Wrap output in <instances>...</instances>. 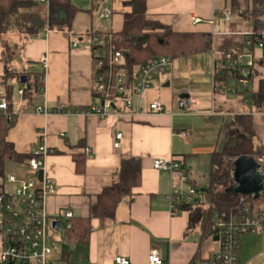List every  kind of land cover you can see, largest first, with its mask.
<instances>
[{
  "label": "crops",
  "instance_id": "0c3cea01",
  "mask_svg": "<svg viewBox=\"0 0 264 264\" xmlns=\"http://www.w3.org/2000/svg\"><path fill=\"white\" fill-rule=\"evenodd\" d=\"M131 1L91 0V6L95 3L96 8L88 11L89 6L79 11L70 29H47L37 37L16 38L21 43V71L31 72L24 69L30 64L33 68L38 66L33 73L45 72V77L32 101L21 96L14 103L17 117L7 139L20 154H30L41 137L54 150L46 157V171L56 184L55 193L47 199L50 214L69 209L74 217H88L98 194L112 183L122 158L133 155L142 159L141 185L134 195L121 199L113 217L91 219L92 231L87 242L55 240L51 258L58 264H115L116 256H123L132 264H148L152 249L169 264H201L219 249L218 240L202 238L199 228L189 229L187 211L172 212L168 195L173 176L155 169L153 160L188 153L190 149L180 144L183 138L179 132H188L190 128L197 132L196 126L185 125L179 119L186 115L179 112L177 96L194 99L195 111L191 114L205 119L209 131L216 118L224 121L227 115L251 111L233 106V90L215 97L214 66L224 38L235 36L231 31L251 27L248 16L255 8L254 0H145L149 20L176 32H214L213 49L172 59L170 69L154 77L143 100L144 111L139 115L99 117L36 112L38 106L45 104L53 110L60 104L78 109L101 103L92 93L91 33L121 31L125 14L132 12ZM105 8L112 12L109 18L100 16ZM225 9L232 13L231 23L224 19ZM47 12L45 5L43 13ZM196 18L200 21L195 22ZM73 42L77 45L73 46ZM44 57L48 62L46 70L41 61ZM155 99L163 102L164 112L147 110V104ZM252 115L254 140L264 151V112L254 110ZM119 131L124 138L116 148L115 136ZM189 134L191 145L196 138ZM77 158L84 161L83 172L77 170ZM188 161L190 180L196 182L192 178L191 159ZM239 264H264V233L240 237Z\"/></svg>",
  "mask_w": 264,
  "mask_h": 264
},
{
  "label": "built area",
  "instance_id": "2783aa9c",
  "mask_svg": "<svg viewBox=\"0 0 264 264\" xmlns=\"http://www.w3.org/2000/svg\"><path fill=\"white\" fill-rule=\"evenodd\" d=\"M47 4L49 0H37ZM259 13L253 19L252 25L247 30L231 31V34L242 37L244 48L241 52L225 53L222 64V76L238 80L242 88L250 85L246 76L255 73V66L264 67V0H254ZM254 9L252 10V12ZM112 12L105 8L100 16L109 18ZM224 19L232 22V13L229 9L223 12ZM195 22L200 21L196 18ZM213 36L215 33H212ZM114 37L110 33H91V43L94 52V87L100 94L101 103L91 104L86 108L71 109L64 104L50 110L47 105L38 106L36 112L48 115L52 112L84 115H97L107 117L136 116L144 111L143 100L146 92L151 88L155 76L166 73L170 69L172 58L167 55L157 56L148 63L143 64L137 71L134 87L131 90L126 83L125 75L116 69L117 65L124 63V55L114 47ZM73 46L77 42L72 43ZM222 51H219V55ZM43 68L46 70L47 58H42ZM264 76V69H263ZM45 72L39 76L44 81ZM215 80V79H214ZM25 86L18 89V94L23 95ZM221 91L222 89L219 88ZM178 109L181 113H193L194 99L191 97L177 96ZM8 108V99L4 89H0V111ZM151 113H162L165 105L160 99H155L147 104ZM17 114V111L14 112ZM179 134L189 138L187 131ZM124 133L119 131L115 136L114 146L122 145ZM54 150L48 147L42 137L36 142L31 157L22 164L21 168L6 173L0 181V236L2 251L0 264H58L51 254L55 243L51 231L61 232L65 237L68 230L73 227L74 213L69 209H60L55 214H50L47 209V199L56 191L55 180L46 171V157ZM261 171L264 173V159ZM153 167L166 171L173 176L172 186L168 198L171 209L176 214L178 203H192L197 199V189L190 181V162L179 157L170 159L155 158ZM42 171V176L40 172ZM176 175V177H174ZM264 194V190L261 192ZM260 194V195H261ZM59 221V228L53 225ZM215 222L219 228V249L201 264H239V240L243 234L264 233V211L256 210L246 199L241 196L237 210L222 211L215 214ZM115 264H132L123 256H116ZM77 264H86L78 262ZM148 264H169L163 259L156 249L149 254Z\"/></svg>",
  "mask_w": 264,
  "mask_h": 264
},
{
  "label": "trees",
  "instance_id": "16d2710c",
  "mask_svg": "<svg viewBox=\"0 0 264 264\" xmlns=\"http://www.w3.org/2000/svg\"><path fill=\"white\" fill-rule=\"evenodd\" d=\"M130 4L132 12L125 14L123 29L119 32H112V34L115 49L120 50L124 55V63L117 65L116 69L125 75L127 86L131 90L139 68L153 58L167 55L174 59L213 49L214 41L210 32L173 31L146 18L145 0H132ZM41 5L44 4L37 0H0V37L14 33L16 38L29 39L41 35L47 29H70L76 15L82 10L74 0H49L45 4L48 7L47 13L41 11ZM95 8L96 4L93 3L87 10L93 11ZM258 13L259 8L255 7L248 16L249 25H252ZM4 45L8 53V42L6 41ZM243 48L242 37L235 35L224 38L220 47L222 54L216 57L214 66V95L218 97L233 90V94L240 95L241 102L249 103L254 110L264 112V67L257 64L255 73L246 76L250 82L247 88H242L238 80L232 81L231 78L222 76L225 53L241 52ZM31 73L33 72L13 71L6 68L1 76L0 88L5 91L8 108L0 111V181L5 175L8 162L13 163L16 169L31 157V154L18 153L7 139L8 131L17 117L14 113L16 110L12 97L14 86L9 83V79H15L19 88L25 86L22 97L32 101L40 89L39 76L41 73H33L35 79L32 81ZM22 75L26 76L25 83L21 81ZM219 88L222 90L220 91ZM92 93L96 97L100 96L94 86ZM246 95L250 98H246ZM252 112L232 116V120L227 124L224 149L211 153V170L205 187L198 186L193 180L189 181L197 189V200L176 205V214L187 211L189 229L199 228L202 231V238L219 239L220 230L215 222V214L237 210L241 196L256 210L264 211V194L254 199L253 195H229L226 192V189L235 183L234 162L239 156L252 155L258 161L264 159L263 149L255 144ZM191 155L186 153L179 158L189 160ZM84 166L83 159L77 158V170L83 172ZM141 179V157L133 155L123 157L112 183L98 194L96 202L91 206L90 215L88 217L75 216L72 219L73 227L68 230L66 241L87 242L92 231L91 219L113 217L118 203L124 196L134 195L135 189L141 185Z\"/></svg>",
  "mask_w": 264,
  "mask_h": 264
},
{
  "label": "rangeland",
  "instance_id": "374dc122",
  "mask_svg": "<svg viewBox=\"0 0 264 264\" xmlns=\"http://www.w3.org/2000/svg\"><path fill=\"white\" fill-rule=\"evenodd\" d=\"M74 2L82 9H86L91 6V0H74ZM41 11L44 10L45 5H41ZM218 37V36H217ZM9 44V52H6L5 42ZM20 51H21V43L16 39V35L14 33H9L6 36L0 37V80L1 76L5 73L6 68L13 71H20L22 69L20 59ZM21 69H20V68ZM257 69H260L256 67ZM24 69L33 71L37 70L38 66L33 68V65L27 64L24 66ZM31 81L35 79L33 73L30 74ZM9 83L14 86L13 90V102L16 103L20 100L21 96L18 94L19 84L15 79H9ZM29 86V85H28ZM242 89L241 87L239 88ZM235 99L234 105L235 108L244 110V111H254L253 107L249 103H243L240 101V95L235 93L232 95ZM246 98H250L246 95ZM181 120H184L182 123L185 125L191 124L196 126L197 132L194 133L192 128L189 129V133L192 134L194 138L193 143L189 145L188 138L182 137L181 146L184 149H190L186 152L188 154H192L190 157L192 162V178L196 180V183L200 187H205V185L209 181V174L211 170V153L214 151H222L225 147V133L227 130V124L232 120V115H227L224 118H216L213 120L212 131L207 130L206 121L203 118L195 117L191 113H181ZM192 127V126H189ZM256 144V142H255ZM190 146V147H188ZM256 146H258L256 144ZM15 166L13 163L8 162L6 165V173H10L14 171ZM51 236L56 240V242H63L65 240V236L61 232H53L51 231ZM2 251V243L0 236V254Z\"/></svg>",
  "mask_w": 264,
  "mask_h": 264
},
{
  "label": "water",
  "instance_id": "95a60500",
  "mask_svg": "<svg viewBox=\"0 0 264 264\" xmlns=\"http://www.w3.org/2000/svg\"><path fill=\"white\" fill-rule=\"evenodd\" d=\"M22 83L26 82V76L22 75ZM261 164L252 155H241L234 162L233 177L235 183L226 189L229 195H253L254 199L260 197L264 190V173L260 169ZM42 176V171L40 172ZM197 200V199H196ZM53 225L59 228V221Z\"/></svg>",
  "mask_w": 264,
  "mask_h": 264
}]
</instances>
